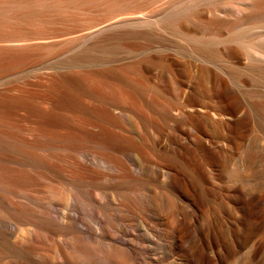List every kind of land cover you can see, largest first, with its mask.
<instances>
[{"label": "rangeland", "instance_id": "1", "mask_svg": "<svg viewBox=\"0 0 264 264\" xmlns=\"http://www.w3.org/2000/svg\"><path fill=\"white\" fill-rule=\"evenodd\" d=\"M161 5L74 56L84 30L15 42L36 67L0 76V264H264V0Z\"/></svg>", "mask_w": 264, "mask_h": 264}, {"label": "bare ground", "instance_id": "2", "mask_svg": "<svg viewBox=\"0 0 264 264\" xmlns=\"http://www.w3.org/2000/svg\"><path fill=\"white\" fill-rule=\"evenodd\" d=\"M175 0H0V66L3 65L5 59H8L7 67L0 73V76L8 77L11 74L18 72H25L27 70L35 68L36 64L31 60L32 53L27 47L29 45L15 44L21 40H31L39 38L43 35H49L58 33L60 30L68 33L74 31L79 34L68 39L63 43H60V54L66 56H74V54L86 45L87 42L95 40L102 35L114 32L121 23H130L131 21H145L146 18L140 16L124 15L117 20L110 21L116 18L119 14L116 13L122 9L136 8L144 10L148 6L161 3V7L155 10L150 9L149 13L165 12L171 8V6H163L166 3H172ZM157 7V5H156ZM137 11V12H139ZM146 17V16H145ZM59 25V26H57ZM86 30V31H85ZM145 31V30H144ZM54 47L53 45H48ZM97 50H91L84 56L86 58L94 56V52ZM21 56L18 66L15 64L18 59L13 60L12 57ZM63 65H69L72 67H78L83 62L75 57ZM32 67V68H31ZM78 76V74H75ZM80 79H88L85 76H80ZM126 80H130L128 77ZM85 85H88L87 81L83 80ZM124 92V95H127ZM53 98H58L54 96ZM56 101V99H53ZM70 101H63L61 104L69 108H75ZM40 111H47L46 108H38ZM41 127L38 129H32V133L35 137L44 140L46 142L50 139H56L58 142H62L66 137L74 136L69 131H56L51 127H43L44 123L39 121ZM0 137L14 138L16 135L12 130L8 128L0 129ZM116 142L115 140H112ZM177 168V166H176ZM179 171V170H178ZM175 173V182L178 184L184 194L187 196L188 192L186 186L189 183L188 176L182 171ZM187 193V194H186ZM237 195L240 199L246 201L249 199L248 194L239 188ZM252 200L254 197L252 196ZM257 208L255 216L249 214V210H246V218L251 222L247 224V232L249 236H252L257 228L263 224V220L260 222L257 220L259 216L263 217V210L261 207V200L254 199ZM257 225V226H254ZM197 252H195L196 254ZM196 256V255H195ZM196 258L198 263H203L205 259L203 253L198 252Z\"/></svg>", "mask_w": 264, "mask_h": 264}]
</instances>
